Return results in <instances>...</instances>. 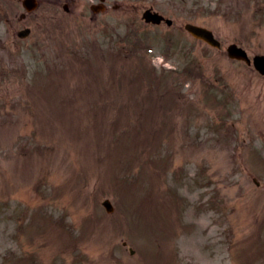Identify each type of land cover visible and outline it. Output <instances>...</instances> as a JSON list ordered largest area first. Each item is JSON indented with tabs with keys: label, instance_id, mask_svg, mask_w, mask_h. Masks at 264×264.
Returning <instances> with one entry per match:
<instances>
[{
	"label": "rangeland",
	"instance_id": "1",
	"mask_svg": "<svg viewBox=\"0 0 264 264\" xmlns=\"http://www.w3.org/2000/svg\"><path fill=\"white\" fill-rule=\"evenodd\" d=\"M95 1L73 0L67 13L40 0L21 21V0H0V264H31V252L39 264H264L253 245L264 235V187L251 180L264 178V77L224 53L231 42L264 52V1L107 0L117 7L92 14ZM150 4L210 27L222 47L195 42L191 63L178 51L165 60L166 26L142 22ZM133 26L153 38L143 68L126 58ZM39 68L37 115L28 83ZM147 69L162 78L165 109L183 103L165 122L149 120L152 133L135 115Z\"/></svg>",
	"mask_w": 264,
	"mask_h": 264
},
{
	"label": "water",
	"instance_id": "2",
	"mask_svg": "<svg viewBox=\"0 0 264 264\" xmlns=\"http://www.w3.org/2000/svg\"><path fill=\"white\" fill-rule=\"evenodd\" d=\"M192 33H194L196 36L198 35L199 37H202L207 42L209 41L210 43L215 44V41L210 33H208V35H205V33L203 34L201 32H198V30H192Z\"/></svg>",
	"mask_w": 264,
	"mask_h": 264
}]
</instances>
